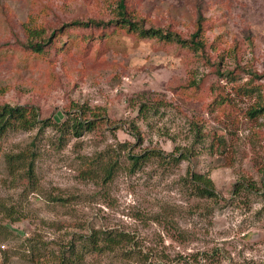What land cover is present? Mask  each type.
<instances>
[{"label": "rangeland", "instance_id": "1", "mask_svg": "<svg viewBox=\"0 0 264 264\" xmlns=\"http://www.w3.org/2000/svg\"><path fill=\"white\" fill-rule=\"evenodd\" d=\"M127 6L144 28L184 39L203 20L205 51L118 33L100 52L72 31L39 56L27 47V25L48 39L75 20L117 19L118 0H0V105L37 107L56 124L5 138L6 154L36 160L33 178L1 164L0 205L20 220L0 210L11 232L0 264H62L93 230L130 241L84 264H264V113L250 116L264 105V0ZM252 74L260 94L241 88ZM84 105L106 124L77 137L60 126ZM153 151L189 159L151 158L132 170L130 154ZM110 166L117 170L107 179ZM192 172L210 176L217 199L191 193L184 179Z\"/></svg>", "mask_w": 264, "mask_h": 264}, {"label": "trees", "instance_id": "2", "mask_svg": "<svg viewBox=\"0 0 264 264\" xmlns=\"http://www.w3.org/2000/svg\"><path fill=\"white\" fill-rule=\"evenodd\" d=\"M118 18L109 21H78L75 20L71 23L63 25V27L52 34L48 39L45 37V31L42 27L26 26V32L29 36L28 48L32 53L44 56L46 51L44 50L45 45L54 47L57 44L58 38L64 34H72L76 31L82 36L83 41H98L99 49L107 50L110 39L118 33H125L129 35H135L139 39H158L159 41L176 43L182 47L191 46L197 51H205L206 45L202 38L203 20H200L197 31L191 36L190 39H184L178 33H174L164 29L155 28H144L139 22L133 21L128 11L127 0H118ZM97 32V34H95ZM88 33V36H85ZM58 37V38H57ZM40 41L36 42L35 40ZM194 46V47H193ZM225 76H232V72H228ZM250 81L245 83L241 88L249 92L259 93L261 92V85H257V76L251 75ZM235 79V77H233ZM76 113H67L68 118L61 128L67 131H72L75 136L79 137L84 132H92L96 129L97 124L105 119L99 109H92L89 106H77ZM148 107L143 105L141 112H145ZM264 113V105L261 106L260 110H253L250 113L252 118H255L258 114ZM56 126V124L47 120L40 119V111L37 107L26 105V106H12L10 104L0 105V172L1 164H5L6 168L14 173L17 168L25 169L29 178L34 177V167L36 160V153L29 155V152H20L18 154H6L3 151V143L5 138L11 131H24L29 132L37 128L45 129L47 126ZM58 125V124H57ZM220 142L225 145V140L220 139ZM151 158L162 159L164 163L170 166H178L182 161L188 160L189 156L187 153H183L180 156H174L169 154L168 156L153 151L150 153H144L140 155L130 154L129 159L131 160L132 170L139 169L149 161ZM169 159V160H168ZM114 167L104 168L107 179L113 177L116 172ZM185 185L190 186L191 193L199 199H217L218 194L215 191V186L209 175L192 172L188 174V178L184 179ZM262 189L264 195V178L262 181ZM0 210L9 219L13 221L20 220V215H17L13 208L0 205ZM11 232L6 227H0V242L8 237ZM129 235L120 233L118 231H99L93 230L88 236L80 240V246L71 244L70 250H68V256L65 255L61 263L62 264H84L86 257L90 254L95 253H107L115 252L119 248H123L125 243L129 242Z\"/></svg>", "mask_w": 264, "mask_h": 264}]
</instances>
